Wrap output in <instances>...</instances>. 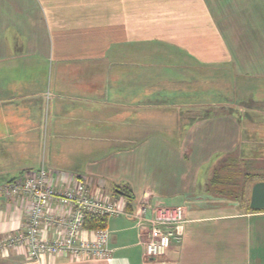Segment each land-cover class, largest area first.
I'll use <instances>...</instances> for the list:
<instances>
[{
    "label": "crops",
    "instance_id": "0c3cea01",
    "mask_svg": "<svg viewBox=\"0 0 264 264\" xmlns=\"http://www.w3.org/2000/svg\"><path fill=\"white\" fill-rule=\"evenodd\" d=\"M228 157L264 161V0H0V244L28 213L1 187L28 171L130 195L108 257L0 264H264V212L207 191ZM138 206L185 211L161 258Z\"/></svg>",
    "mask_w": 264,
    "mask_h": 264
},
{
    "label": "built area",
    "instance_id": "2783aa9c",
    "mask_svg": "<svg viewBox=\"0 0 264 264\" xmlns=\"http://www.w3.org/2000/svg\"><path fill=\"white\" fill-rule=\"evenodd\" d=\"M55 177L60 178V187L54 185ZM55 177L41 168L1 187L2 195L10 201L28 202L26 222L4 239L1 250H16L30 262L45 256L76 260L108 257L106 229L85 230V218L125 216L124 199L95 195L84 182L64 173ZM131 217L145 230L143 247L148 260L163 257L185 223L181 207L138 206Z\"/></svg>",
    "mask_w": 264,
    "mask_h": 264
},
{
    "label": "rangeland",
    "instance_id": "374dc122",
    "mask_svg": "<svg viewBox=\"0 0 264 264\" xmlns=\"http://www.w3.org/2000/svg\"><path fill=\"white\" fill-rule=\"evenodd\" d=\"M219 173L224 176V179H222L217 187L219 191L216 192V194H213V191L211 190L212 194L210 196L215 199H223L225 202H229L230 206H238L239 211H247L246 208L250 186L256 179L264 178V161H252L243 160L237 157H228L223 161ZM247 174L255 176L251 177L246 183H243V176ZM241 182L242 185L244 184L243 195L240 194ZM117 190L121 192L126 191L125 188H117ZM226 191H231L230 194L233 193V195L223 196ZM112 197L120 198L121 196L112 195ZM122 198L124 199V197Z\"/></svg>",
    "mask_w": 264,
    "mask_h": 264
},
{
    "label": "trees",
    "instance_id": "16d2710c",
    "mask_svg": "<svg viewBox=\"0 0 264 264\" xmlns=\"http://www.w3.org/2000/svg\"><path fill=\"white\" fill-rule=\"evenodd\" d=\"M254 176L255 175H250V174L244 175L242 182L246 183L251 177H254ZM228 178H230V177H228ZM222 179H224V176L220 175L219 172L213 176V179L209 183L208 190H207L210 195L212 193L216 194V192L219 191L217 187L221 183ZM255 181H264V178H259V179H256ZM255 181H253V182H255ZM242 182H241V185H242ZM241 185H240V194L243 195L244 184L242 186ZM211 190L213 191L212 193H211ZM230 192L226 191L223 194V196L233 195V193L230 194ZM112 195H115V196L118 195V196L124 197L126 203L128 204V202H129L130 195H129L127 190L121 192V191H118L117 189H115V190H113ZM246 210H247V212L257 213V212H252L248 209V203H247ZM107 219H108L107 217H101V216H97V215H89L85 218L84 228H85V230H88V231H93V230H97V229H106Z\"/></svg>",
    "mask_w": 264,
    "mask_h": 264
},
{
    "label": "water",
    "instance_id": "95a60500",
    "mask_svg": "<svg viewBox=\"0 0 264 264\" xmlns=\"http://www.w3.org/2000/svg\"><path fill=\"white\" fill-rule=\"evenodd\" d=\"M248 209L252 212H264V181L252 183L249 191Z\"/></svg>",
    "mask_w": 264,
    "mask_h": 264
}]
</instances>
